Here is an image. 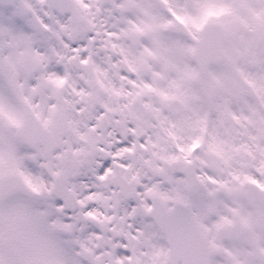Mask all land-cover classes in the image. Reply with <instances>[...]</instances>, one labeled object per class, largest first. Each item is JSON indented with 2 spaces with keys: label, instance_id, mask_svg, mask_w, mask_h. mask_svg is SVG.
I'll list each match as a JSON object with an SVG mask.
<instances>
[{
  "label": "snow or ice",
  "instance_id": "1",
  "mask_svg": "<svg viewBox=\"0 0 264 264\" xmlns=\"http://www.w3.org/2000/svg\"><path fill=\"white\" fill-rule=\"evenodd\" d=\"M0 264H264V0H0Z\"/></svg>",
  "mask_w": 264,
  "mask_h": 264
}]
</instances>
